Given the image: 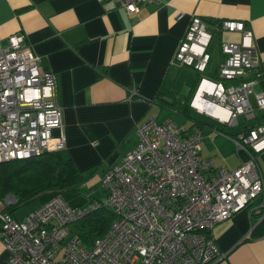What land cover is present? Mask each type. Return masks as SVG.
I'll return each instance as SVG.
<instances>
[{
    "label": "built area",
    "instance_id": "obj_1",
    "mask_svg": "<svg viewBox=\"0 0 264 264\" xmlns=\"http://www.w3.org/2000/svg\"><path fill=\"white\" fill-rule=\"evenodd\" d=\"M111 1L137 13L141 4L159 0ZM224 33H236L239 40H219L222 58L214 80L203 74L215 35ZM251 40L242 21L192 17L173 56L180 68L202 75L188 107L232 141L235 169L214 170L212 160L200 157V129L184 133L171 119L149 116L135 127V147L99 179L114 214L106 234L86 247L70 229L98 203L80 209L55 195L17 220L7 211V196L0 199L4 264H229L212 228L256 198L264 217V182L256 161L264 151V118L257 119L264 116V92L255 90L263 70L252 58ZM220 125L238 130L230 135ZM64 143L54 77L24 35L12 33L6 46L0 45V162L57 152Z\"/></svg>",
    "mask_w": 264,
    "mask_h": 264
},
{
    "label": "crops",
    "instance_id": "obj_2",
    "mask_svg": "<svg viewBox=\"0 0 264 264\" xmlns=\"http://www.w3.org/2000/svg\"><path fill=\"white\" fill-rule=\"evenodd\" d=\"M192 17L242 21L252 36V58L264 73V0H159L141 4L137 13H126L111 0H0V45L6 46L10 34L22 33L41 67L52 73L65 137L59 155L70 157L78 170L101 168L93 174L99 181L135 147L138 124L149 116L173 120L170 113L179 114L173 109L192 97L202 75L180 68L173 57ZM222 37L239 40L236 33L215 35L217 57ZM186 122L180 127L187 128ZM218 128L201 127L200 157L212 160L214 170L235 169L234 144L216 133ZM256 161L264 182V151ZM50 198L44 194L21 216L10 214L19 220ZM61 198L71 207L84 205ZM260 202L254 199L212 228L229 264H264ZM7 258L0 243V264Z\"/></svg>",
    "mask_w": 264,
    "mask_h": 264
},
{
    "label": "trees",
    "instance_id": "obj_3",
    "mask_svg": "<svg viewBox=\"0 0 264 264\" xmlns=\"http://www.w3.org/2000/svg\"><path fill=\"white\" fill-rule=\"evenodd\" d=\"M212 59L213 57L210 62ZM259 70L262 72L261 66ZM192 72L200 75L196 71L192 70ZM258 85L264 92V73L258 78ZM188 102L176 104L177 106L172 108L190 121L187 128H182L184 133L190 132L192 128L201 130L202 126L211 124L194 114L188 107ZM96 168L78 170L71 158L60 156L59 151L0 162V199L3 200L7 196L14 198V203L7 205V211L11 213L15 208L26 205L47 193L53 197L61 196L64 191H78L80 186L93 176ZM93 197L91 195L87 198L84 205L76 206L85 209L88 204H99L97 209L86 213L74 222L73 232L86 247L90 246L95 239L103 237L114 219V214L107 206L106 200H97Z\"/></svg>",
    "mask_w": 264,
    "mask_h": 264
},
{
    "label": "rangeland",
    "instance_id": "obj_4",
    "mask_svg": "<svg viewBox=\"0 0 264 264\" xmlns=\"http://www.w3.org/2000/svg\"><path fill=\"white\" fill-rule=\"evenodd\" d=\"M210 51L212 52L213 59H212V62L210 63L211 66L209 65L210 68L208 66V69L204 73V76L209 77V78H214V72L212 70L214 69L216 63L222 58V55L219 54L218 57L216 56V53H219V51L215 47L213 41L211 43ZM170 115L173 118L174 122L177 124V126L180 127L182 125H184V126L187 125L186 119L183 118L181 115L176 114V113H170ZM201 118L202 119H205L209 123L214 124V122H212L208 118H205V117H201ZM250 123H252V121L247 122V124H250ZM220 126H222V125H220ZM242 126H243V123H240L238 125V127H242ZM222 128L224 129L225 132L230 133V135H232L233 130H238V129H233V128L226 127V126H222ZM201 135H202V132H201ZM96 167L97 166L91 167L89 169L96 168ZM95 170H96V173L99 174L98 172H100L102 169L101 168L99 169L97 167ZM96 179L97 178H94L92 176L91 178H89L88 180H86L83 185L80 186V188L78 189V191H76V192L64 191V192H62L61 196L63 195V197H69L72 201L78 199L79 201H82V202H86L87 201V198H89L91 195L94 196L93 198H96L97 200H102V199L106 200V194H107L106 193V190L103 189L100 186L99 181H97ZM14 201H15L14 198H12V203H14ZM33 201L30 202V203H28V204H26V205H23V206H20V207L15 208L14 209V212L16 213V215L17 216H21L22 214L26 213L28 211V209L31 208V205L34 207L35 205L38 204L37 201H34V202ZM70 229L73 231L74 224L70 227Z\"/></svg>",
    "mask_w": 264,
    "mask_h": 264
},
{
    "label": "bare ground",
    "instance_id": "obj_5",
    "mask_svg": "<svg viewBox=\"0 0 264 264\" xmlns=\"http://www.w3.org/2000/svg\"><path fill=\"white\" fill-rule=\"evenodd\" d=\"M207 110L210 111V112H213V113H217V112L219 111L217 108H214L213 110L207 108ZM217 110H218V111H217ZM261 218H263V217L261 216Z\"/></svg>",
    "mask_w": 264,
    "mask_h": 264
},
{
    "label": "water",
    "instance_id": "obj_6",
    "mask_svg": "<svg viewBox=\"0 0 264 264\" xmlns=\"http://www.w3.org/2000/svg\"><path fill=\"white\" fill-rule=\"evenodd\" d=\"M13 198V197H12Z\"/></svg>",
    "mask_w": 264,
    "mask_h": 264
}]
</instances>
